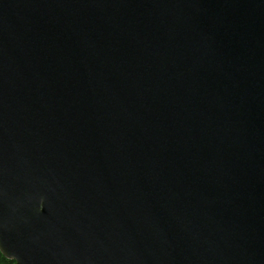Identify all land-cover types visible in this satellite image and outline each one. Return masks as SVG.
<instances>
[{
    "label": "water",
    "instance_id": "water-1",
    "mask_svg": "<svg viewBox=\"0 0 264 264\" xmlns=\"http://www.w3.org/2000/svg\"><path fill=\"white\" fill-rule=\"evenodd\" d=\"M0 253L264 264V0H0Z\"/></svg>",
    "mask_w": 264,
    "mask_h": 264
},
{
    "label": "trees",
    "instance_id": "trees-1",
    "mask_svg": "<svg viewBox=\"0 0 264 264\" xmlns=\"http://www.w3.org/2000/svg\"><path fill=\"white\" fill-rule=\"evenodd\" d=\"M0 264H12L11 261L7 260L1 253H0Z\"/></svg>",
    "mask_w": 264,
    "mask_h": 264
}]
</instances>
